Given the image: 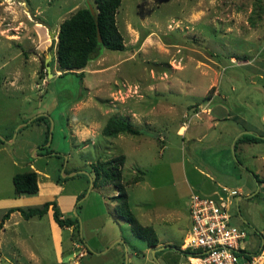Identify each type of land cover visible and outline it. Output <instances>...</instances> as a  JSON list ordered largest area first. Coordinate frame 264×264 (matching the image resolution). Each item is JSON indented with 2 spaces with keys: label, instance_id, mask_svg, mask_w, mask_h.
Returning a JSON list of instances; mask_svg holds the SVG:
<instances>
[{
  "label": "rangeland",
  "instance_id": "374dc122",
  "mask_svg": "<svg viewBox=\"0 0 264 264\" xmlns=\"http://www.w3.org/2000/svg\"><path fill=\"white\" fill-rule=\"evenodd\" d=\"M85 2L0 0V135L12 140L0 145V198L14 194L15 172L34 168L55 182L81 171L62 182V193L75 196L65 214L76 221L72 241L93 253L80 264H188L176 248L190 225L191 189L234 191L231 222L246 230L247 252L262 243L255 257L264 264V182L253 176L264 179V142L232 151L243 129L264 130V0H122L116 23L125 48L102 47L79 77L59 69L50 33ZM39 115L52 123L45 143V124L31 122ZM111 115L139 134L103 136ZM119 154L131 212L170 246L153 253L114 216V186L90 184L93 164ZM33 233L30 249L20 244L16 253L2 232V264H74L58 260L50 241L42 248L45 231ZM61 237L68 246L66 230ZM117 245L119 256L103 252Z\"/></svg>",
  "mask_w": 264,
  "mask_h": 264
},
{
  "label": "trees",
  "instance_id": "16d2710c",
  "mask_svg": "<svg viewBox=\"0 0 264 264\" xmlns=\"http://www.w3.org/2000/svg\"><path fill=\"white\" fill-rule=\"evenodd\" d=\"M121 1L122 0H92L91 4L96 11L95 15L90 13L85 4L60 23L57 32L55 52L59 69L65 70L64 73H73V70H80L78 76L81 77L84 72L82 69L91 58L96 56L97 52H99L102 47L109 50H123L125 48L123 36L116 23V13ZM97 29L102 39L101 45L97 42ZM31 122H43L45 124V138L43 141L45 143L49 134V119L44 115H39L35 116ZM101 134L107 137H116L120 134L137 135L139 134V129L133 127L126 118L111 115L103 124ZM6 139L7 137L3 135V139L0 138V144H3ZM244 140L255 143L264 142V137L250 132L243 133L234 142V150L236 149L237 143ZM51 152L53 151L50 149L46 150L47 154ZM54 155L59 158L61 157L58 152H55ZM97 160H99V158H97ZM124 161L125 156L119 154L109 159L97 161L93 164L92 169L90 168L89 170V173L93 175L92 186L99 187L103 185V183L113 185L116 190V195L112 197L116 200L114 205L115 212L130 225L133 234L137 238L144 241L148 247H154L158 245V236L154 228L151 225L142 224L129 208L125 187L129 182L128 180L124 182L121 172ZM90 165H92V163ZM253 176L256 182H264V179H260L258 175L253 173ZM139 177V175L132 177L131 182H137L140 180L138 179ZM64 179L65 178L59 176L56 182ZM11 181L15 195L34 194L38 191L37 172L33 169L13 174ZM79 197H81V195ZM49 204H52L53 207L54 221L60 227L76 225V221L68 217H60L54 201L45 202L42 208L18 210L23 217L28 218L35 214H43ZM12 211H14V209H8V211L3 214L0 221V228L2 227L3 221ZM262 246V243H259L257 248L250 255H258ZM176 249L178 250L179 247Z\"/></svg>",
  "mask_w": 264,
  "mask_h": 264
},
{
  "label": "crops",
  "instance_id": "0c3cea01",
  "mask_svg": "<svg viewBox=\"0 0 264 264\" xmlns=\"http://www.w3.org/2000/svg\"><path fill=\"white\" fill-rule=\"evenodd\" d=\"M226 112H227V110H226ZM226 116H227V118H228V116L231 117V115H226ZM234 118L235 117H233V119ZM222 120H225V116L222 117ZM219 122L220 121L216 119L213 122L214 126H217L219 124ZM181 129H183V127ZM243 130L244 131L240 132V134L233 140V146H234V142L236 141V139L238 137H240L241 134L246 133V132L254 133L256 135H260V136L264 137V130H261V129L253 126V125H250V127H248L247 129H243ZM3 135H1V136H3ZM11 142H12V140H8V141H5L4 143H11ZM238 143H240L241 148H245L246 146L253 144L255 142H250V141L244 140V141H240ZM256 143H259V142H256ZM0 145H2V144H0ZM236 149H237V146H236ZM233 150H234V147H233ZM30 167H31V164H29V168ZM30 169H32V168H30ZM33 170L37 171L34 168H33ZM15 173H17V172H15ZM15 173H13V174H15ZM13 174L11 175V178H12ZM66 177H63V178H66ZM55 182L52 180L51 176L47 172L40 174L39 171H37L38 191L36 193H34V194H20V195L13 194L12 196L7 197V198H0V221H1V217L3 216V214H5V212L8 211V209H14V211L10 212L9 216L3 221L2 227L0 228V244L4 240V238L1 237L2 232H3L4 235L9 236L8 239L10 240L11 244H13L12 248L14 249V251H16V253L20 249V244H21V249L23 246V247H27L29 250L30 247H28L24 243L26 241H28L30 243V240H31L30 237L36 236V234H34L33 232L37 233V231L39 232L42 229L43 231H45V234H43L39 238V240H40L39 242H40L42 248L45 245L47 247V242L50 241V243L52 245V250L56 251L54 254H57L58 260L61 261L63 258L66 260L71 259L74 264H80V261L82 259L86 258L85 260L87 261L88 255L90 256L93 253H90L87 249H84L83 247H81V245L72 241L71 236H72V233L74 232V230L76 228L75 224L72 226L60 227L54 221L52 204H49L47 206V208L43 214H41V215L35 214L32 216H29L28 218L23 217L22 214L20 213V211L18 210V209L27 210L28 208H42L45 202L54 201L56 203L60 217L66 218L65 214L68 213L69 211H71L72 208L74 209L75 196L73 194L64 195V193H62L63 192V186H62L63 180L59 183L58 182L55 183ZM191 192H192V189H191ZM196 193L202 194V192H196ZM208 194H210V193H208ZM113 207H114V205H113ZM113 214L117 218H120L118 216V214L115 212V210H114ZM29 223L34 224L35 230L30 231V230L23 229V227ZM127 225L130 226L128 223H127ZM145 225H151V224H145ZM43 226H46L47 228L45 227L46 229H44ZM64 230H66L68 232V235L70 236V243L68 246L63 245L64 239H62L61 234ZM184 236H183V238H184ZM158 240H159V238H158ZM168 243H169V241H165V244H163L159 240L158 245H156L154 247H148L147 245L146 246L148 249H152V252H153V249L157 250L158 247H163L162 249H164L165 246L168 245ZM61 246H63V250L60 252ZM56 247H57V250H56ZM65 247H67L66 250H64ZM121 249L122 248L120 247V245H117V246H112L111 248H107L103 252L108 253L109 257H111L112 255H115V257H117V256H119V252H121ZM76 250H78V251L76 252ZM64 251H66V254L65 255L63 254L62 256H60L61 253H63ZM99 255L102 256L104 254H99ZM184 257H185V260H188L186 258L185 254H184ZM8 262L10 264H12L11 261H8ZM92 263L95 264V262H92V261L88 262V264H92ZM0 264H2L1 258H0Z\"/></svg>",
  "mask_w": 264,
  "mask_h": 264
},
{
  "label": "built area",
  "instance_id": "2783aa9c",
  "mask_svg": "<svg viewBox=\"0 0 264 264\" xmlns=\"http://www.w3.org/2000/svg\"><path fill=\"white\" fill-rule=\"evenodd\" d=\"M233 195L189 194L190 225L179 246L188 264H256L255 255L241 245L246 230L231 222Z\"/></svg>",
  "mask_w": 264,
  "mask_h": 264
},
{
  "label": "water",
  "instance_id": "95a60500",
  "mask_svg": "<svg viewBox=\"0 0 264 264\" xmlns=\"http://www.w3.org/2000/svg\"><path fill=\"white\" fill-rule=\"evenodd\" d=\"M85 4H86L87 8L89 9L90 13H91L92 15H95L96 11H95L93 5L91 4L90 0H86ZM50 34L52 35V37H54V35H56L57 33H56V32H52V33H50ZM97 42H98L99 45H101V43H102V39H101V36H100V33H99L98 29H97ZM45 68H46V70H47L48 75H52V74L49 72L50 67H49V65L47 64V60H45ZM51 128H52V123H50V125H49V134H48V139H49V140H50V137H51ZM0 138L3 139V136L0 135ZM232 151H233V146H232ZM79 172H81V171H72V172H70V173H66V174L63 173V174H62V177L72 176V175H75L76 173H79ZM88 179H89V181H90V184H92V178H91L90 176H88ZM160 248L162 249L163 247H160ZM154 251H155V250L153 249V253H154Z\"/></svg>",
  "mask_w": 264,
  "mask_h": 264
}]
</instances>
